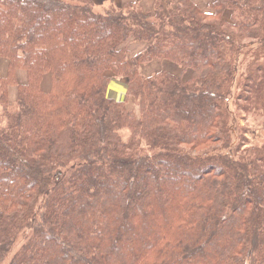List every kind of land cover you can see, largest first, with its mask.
I'll return each instance as SVG.
<instances>
[{"label":"trees","instance_id":"16d2710c","mask_svg":"<svg viewBox=\"0 0 264 264\" xmlns=\"http://www.w3.org/2000/svg\"><path fill=\"white\" fill-rule=\"evenodd\" d=\"M206 3L0 0V264H264V0Z\"/></svg>","mask_w":264,"mask_h":264},{"label":"rangeland","instance_id":"374dc122","mask_svg":"<svg viewBox=\"0 0 264 264\" xmlns=\"http://www.w3.org/2000/svg\"><path fill=\"white\" fill-rule=\"evenodd\" d=\"M118 5H124V2L118 1L116 2ZM229 17L225 16V19L228 20ZM139 47V49L137 50H133L134 48ZM143 45L140 43H130L129 44V49L131 50L132 53L135 52H139L142 49ZM5 58L0 57V77L7 79V75L9 72V69H3V63L5 62ZM263 62V51L262 49L257 48V44L252 45L250 47H248L247 49L242 50L241 55H240V59L238 60L236 66H237V73H236V79L234 82V86H233V95H232V100H231V105L230 107L233 109V102L235 101V99H237L242 93H243V89H244V85L247 84L246 79L247 77L250 76V74L255 73V69H259L261 67V64ZM156 67L155 69H145V74L148 75L151 72H157L160 69L175 73V74H182L183 70L181 68H177L169 63H155ZM19 75V72L17 73V76ZM188 74L185 73L184 77H186ZM108 76H110L111 79H115L113 75L108 74ZM117 81H121V79H115ZM18 81V80H17ZM114 80H111V82L109 83V88L112 87L114 89H118V95L117 98H112L110 93L108 92V95L115 101H121L123 102L126 99V92L121 89V86L119 85V83H115L113 82ZM41 87L45 92H49L50 88H51V77L50 74H45L42 82H41ZM8 88H7V101L9 103V105H14L15 101H16V97H17V86L16 84H8ZM118 86V87H117ZM108 88V89H109ZM114 91V90H113ZM126 108L129 110H132L134 112L137 113V108L134 106V102L131 99H127V102L125 103ZM2 113V107L0 105V115ZM241 118L238 120V127L239 129L245 128L247 131V138H251L252 134H256V132L258 133L259 137H260V141H264V117H262L258 111V113L253 117V116H247L246 120L245 118H243V113H241ZM124 137L127 136L126 133L123 134ZM24 242V239L21 238L18 243L16 248H19L21 246V244Z\"/></svg>","mask_w":264,"mask_h":264},{"label":"crops","instance_id":"0c3cea01","mask_svg":"<svg viewBox=\"0 0 264 264\" xmlns=\"http://www.w3.org/2000/svg\"><path fill=\"white\" fill-rule=\"evenodd\" d=\"M109 0H92V2L95 5V8H99L100 6H102L103 4H106ZM116 2L121 1V2H131L133 0H114ZM140 1V6L142 8L143 11L145 12H150L153 8V0H139ZM193 2H195L196 4L200 5L201 7H205V4H207V0H192ZM6 63H3L2 68L6 69L7 71V67H8V63L7 61H5ZM156 65L153 64L151 66L150 69H155ZM113 82L115 83H119V85L121 86V89H123L125 92L127 90V83L123 80H121L120 82L117 80H114ZM42 85V84H41ZM42 88V87H41ZM51 89V88H50ZM43 90V89H42ZM44 91V90H43ZM50 91V90H49ZM45 92V91H44ZM48 93V92H45Z\"/></svg>","mask_w":264,"mask_h":264},{"label":"bare ground","instance_id":"6f19581e","mask_svg":"<svg viewBox=\"0 0 264 264\" xmlns=\"http://www.w3.org/2000/svg\"><path fill=\"white\" fill-rule=\"evenodd\" d=\"M112 87H113V86H112ZM112 87L109 88V93H110V95H111L112 98H115V99H116L119 90H118V89H114V88H112ZM117 87H118V86H117ZM113 90H114V91H113Z\"/></svg>","mask_w":264,"mask_h":264}]
</instances>
